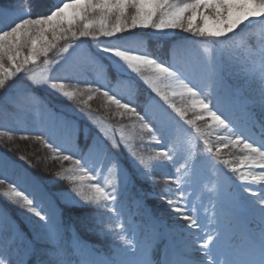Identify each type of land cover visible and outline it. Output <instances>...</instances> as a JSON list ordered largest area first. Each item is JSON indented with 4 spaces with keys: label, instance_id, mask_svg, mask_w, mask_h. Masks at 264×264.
<instances>
[{
    "label": "snow or ice",
    "instance_id": "obj_1",
    "mask_svg": "<svg viewBox=\"0 0 264 264\" xmlns=\"http://www.w3.org/2000/svg\"><path fill=\"white\" fill-rule=\"evenodd\" d=\"M148 30L189 35L165 57L146 46ZM59 41L51 75L37 78L36 61ZM45 92L90 123L84 148L73 143L78 124ZM94 96L128 123L109 128ZM194 109L209 134L187 118ZM21 115L38 129L21 138L59 170L49 187L0 156V264H264V0H0V117ZM231 148L242 155L224 159ZM202 188L210 207L196 203ZM89 234L119 243L101 252Z\"/></svg>",
    "mask_w": 264,
    "mask_h": 264
},
{
    "label": "rangeland",
    "instance_id": "obj_2",
    "mask_svg": "<svg viewBox=\"0 0 264 264\" xmlns=\"http://www.w3.org/2000/svg\"><path fill=\"white\" fill-rule=\"evenodd\" d=\"M12 0H8L7 4L11 3ZM178 2H181V0H178ZM182 2H187V0H182ZM149 34L151 37L157 38L156 36H153L151 34V31H149ZM188 33H179V32H169L168 36L164 37L163 39H173V37H181V36H187ZM103 39V37H101ZM180 38H177L174 41H170L168 45H159L160 46V52L158 50L157 44L152 45V43L148 40L145 41L146 46L149 48L150 51L158 52L161 56H167L169 52V48L172 44L175 42H178ZM64 44V41H59L57 48L53 49L48 53L47 57L41 56L36 61L35 71L34 75L37 78H47L49 75H51L50 72V62L54 60V58L58 55V49L59 46ZM85 48L90 47L87 43L83 46ZM92 50L94 51V46L92 47ZM25 54L26 51H25ZM183 53L180 52L177 54V59L183 58ZM29 67H32L30 64ZM79 87L80 89H84L86 87V84L81 83L79 85H73L69 84L68 87L71 89L72 87ZM146 91V89L141 88L140 92L134 97L135 102L139 105H143L144 102L147 100V97L143 99L142 92ZM243 94V90L241 92ZM120 95L127 98L128 96V90L126 87L121 86L120 88ZM44 102L51 106V108L57 110L60 113H63L64 116L76 122L78 126L80 124H83L85 128L87 129V134L89 137L92 135H95V132L93 128L91 127L90 123L78 112L75 110V107L70 106V103L74 102H66L63 98H57L56 96L50 95L47 92L42 94ZM86 98V97H85ZM176 103L178 107H185L186 101L182 100L181 98L177 97ZM144 101V102H143ZM91 108L93 109L94 115L102 117L106 121V125L109 128H117L119 129L120 124L128 123L127 120L121 121L120 117L118 116H110L106 113L105 109L108 108V112L115 113L116 108L114 105H112L110 108L108 107V102L102 97V96H94L93 100L90 102ZM199 113V109H194L188 112V119H191L194 121V126L198 128L202 133L209 134L210 129L209 125L212 123L210 120H204V119H197V115ZM5 130H11L14 133V137L12 139H9L7 136L0 139V156H4L7 154L11 159L17 160L18 163H21L24 167L29 169L31 172H39L40 175L38 176L39 180L44 184L48 185L49 187H52L51 181L54 179V172L59 170V162L54 161L49 157V154L47 152V149L41 147L34 139H22L21 136L26 133H35L38 129L35 126V124L31 121V119L25 117L24 115H21L18 118L14 119H4L3 117H0V132H3ZM83 135H78V146L80 148H84V144H86L89 141H85L84 133ZM118 134V133H117ZM74 143V142H73ZM145 151H151V148H146ZM222 154L224 159L233 160L234 158L238 159L240 155H242L240 149L238 148H231V149H222ZM20 155H24L29 157L32 164L34 166L29 168V165L25 161H19L18 157ZM68 163L65 162V167H68ZM157 179H164L163 176H157ZM57 187L67 188L69 185L65 183L64 181H60ZM159 190V188H157ZM11 209V208H10ZM16 212L15 209H11ZM134 210V209H133ZM18 216L20 220L24 223L27 233L31 231V225L27 222V220L24 218V216L20 213H18ZM139 218L137 217V220ZM91 235V234H90ZM93 236V235H92ZM95 237L98 241V248L101 252H109L112 248L113 243H119L118 240L113 241L111 237Z\"/></svg>",
    "mask_w": 264,
    "mask_h": 264
},
{
    "label": "trees",
    "instance_id": "obj_3",
    "mask_svg": "<svg viewBox=\"0 0 264 264\" xmlns=\"http://www.w3.org/2000/svg\"><path fill=\"white\" fill-rule=\"evenodd\" d=\"M7 1L8 0H5V3L7 4ZM161 42V41H160ZM167 45L168 43H165L164 42V44L163 45ZM79 130H82V126H79ZM152 201H149V207H151L152 206ZM12 213H13V215H15V217L17 216L16 214H15V212H13L12 210H10ZM17 218V217H16ZM17 221H18V223H19V225H20V229H21V231L22 232H24L25 233V228H24V226H23V224L17 219ZM86 239H88L92 244H95V242H96V240L95 239H93L91 236H87L86 237Z\"/></svg>",
    "mask_w": 264,
    "mask_h": 264
}]
</instances>
